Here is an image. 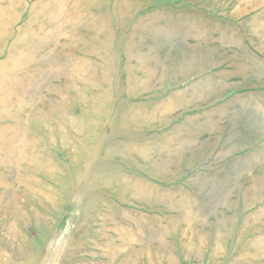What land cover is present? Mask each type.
<instances>
[{"label":"rangeland","instance_id":"obj_1","mask_svg":"<svg viewBox=\"0 0 264 264\" xmlns=\"http://www.w3.org/2000/svg\"><path fill=\"white\" fill-rule=\"evenodd\" d=\"M12 54L0 264H264V0H0Z\"/></svg>","mask_w":264,"mask_h":264},{"label":"bare ground","instance_id":"obj_2","mask_svg":"<svg viewBox=\"0 0 264 264\" xmlns=\"http://www.w3.org/2000/svg\"><path fill=\"white\" fill-rule=\"evenodd\" d=\"M64 12V11H63ZM67 12H65V14H66ZM4 20V19H3ZM5 21V20H4ZM17 57V56H16ZM14 56H13V54L10 56V59L8 60L7 59V61L6 62H2V63H0V71L2 70V69H4L5 67H7V65L8 64H10V63H12L13 61H14ZM19 68H23V65L22 66H17V67H13V69H18L19 70ZM21 73V72H19V71H16V73ZM7 80L8 81H10L11 79H4V77L3 76H0V94H2V95H5L4 93H5V90L4 89H7L8 87H7V85H6V83H7ZM4 92V93H3ZM2 95H0V98H2L3 99V96ZM4 100V99H3ZM5 101V100H4ZM93 103V106H97L98 107V105H96L95 104V102H92ZM4 107H7L8 105H7V101H6V104H4L3 105ZM13 106H15V107H18V106H20L19 105V101H15V102H13ZM96 107V108H97ZM95 108H93V109H91V111H89V112H91V113H96V111H97V109H96V111H94L93 112V110H94ZM18 111V110H17ZM15 151V150H14ZM23 151V161L21 160L19 163L20 164H23L24 162H28L29 160H30V157L28 156V155H32V146L30 145V146H28L26 149H24V150H22ZM42 157V156H41ZM43 159H45L44 157H42ZM2 158L0 157V160H1ZM31 163L32 164H34V161H31Z\"/></svg>","mask_w":264,"mask_h":264}]
</instances>
